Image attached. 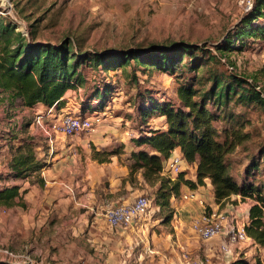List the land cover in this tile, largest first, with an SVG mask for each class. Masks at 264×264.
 <instances>
[{
  "label": "trees",
  "instance_id": "1",
  "mask_svg": "<svg viewBox=\"0 0 264 264\" xmlns=\"http://www.w3.org/2000/svg\"><path fill=\"white\" fill-rule=\"evenodd\" d=\"M17 24L0 16V104L19 102L32 108H63L73 94H83L81 112H103L117 92L109 72L126 73L125 68L147 73H162L177 80L174 100L152 89L135 85L134 120L139 133L129 140L133 149L128 159L129 174L138 173L156 187L153 194L156 218L170 222L171 200L180 197L183 186L197 189L208 182L214 202L220 206L233 196L251 199L246 234L258 246H264V182L255 181L254 172L264 165V145L245 169L238 184L230 174L227 157L237 148L246 149L250 134L245 131L243 115L256 108L264 113V82L237 73L227 55L242 49L248 41L264 40V0H253L222 41L209 47L178 41L146 47L131 46L105 50H83L74 41L63 38L56 43L38 41L16 30ZM230 64V65H229ZM102 73V76L97 74ZM94 74L91 81L88 75ZM133 83L136 78L129 74ZM89 81V82H87ZM87 84V87L85 86ZM85 87V88H84ZM235 109H240L235 112ZM163 117L164 128L150 126L148 120ZM127 119H132L133 117ZM34 138L23 137L19 145L8 148L6 173L0 181H27L44 184L39 173L44 158H37ZM124 145L110 150L92 147V160L108 163L123 153ZM178 150L184 162L195 168L194 180L181 172L173 180L162 174L164 163ZM262 161V163H261ZM18 185L0 187V208L24 207ZM0 264H8L0 262ZM229 264H251L239 257Z\"/></svg>",
  "mask_w": 264,
  "mask_h": 264
},
{
  "label": "rangeland",
  "instance_id": "2",
  "mask_svg": "<svg viewBox=\"0 0 264 264\" xmlns=\"http://www.w3.org/2000/svg\"><path fill=\"white\" fill-rule=\"evenodd\" d=\"M252 3L253 0H250L251 6ZM248 9L250 8H247L246 0H4L3 4L0 3V16L11 19L17 24V31L38 41L56 43L63 38H68L74 41L77 46L80 45L83 50H105L171 44L178 41L206 44L211 47L222 41L226 31L232 29L240 16ZM227 57L235 72L249 79L256 76L260 83L264 82V40L248 41L242 49L231 52ZM125 72V74L120 71L108 73L107 76L116 86L117 92L106 109L105 120L80 138L93 136L100 139L107 135L112 138L122 137L126 126L124 121L120 122L119 119H115L119 116L133 117V121L129 125L130 132L124 135L129 139L137 136L139 130L134 120L135 111L133 108L135 85L137 84L141 88L152 89L157 93L156 97L163 95L167 99L174 100L177 86L174 76L147 73L139 69L134 70L131 67H126ZM130 73L134 74L135 83H133ZM97 75L102 76L103 74ZM93 76L94 74L88 75L89 81ZM85 86L87 87V84ZM79 93L80 95L73 94L68 102L69 106L81 110L79 99L83 94L82 88ZM65 107L66 105L63 109ZM239 111L240 109H235V112ZM48 113L30 112L23 121V126H32L35 147L39 145L38 141L43 137L40 129L36 127V119L44 118ZM50 114L54 118L62 115L63 111L55 109ZM82 114L90 115L86 112ZM153 119L155 118L149 119L148 124L151 127L159 125V122ZM243 119L246 126L245 131L251 136L245 144L246 149L237 148L227 157L230 174L238 184L244 179L248 182L254 180L252 177H245V169L250 165L251 160L255 159L258 148L264 145V113L254 108L243 115ZM48 135L54 136L51 133ZM130 146L132 147V145ZM92 147L94 146H90V150ZM184 172L190 177L192 167L185 165ZM253 176H255L256 182L259 180L264 182L263 164L254 172ZM204 198L205 209H207L205 212H207L209 204L213 201L208 200L206 196ZM246 199L252 201L249 198ZM238 201L242 204L243 199L240 196H234L220 206L219 210L223 211L227 206H235ZM7 210L0 209V262L2 263L139 264L141 262L143 264L146 261V256L152 255L149 252L144 255L139 251V247L134 254H129L127 252L131 244L129 242H124L119 247H116L115 244L111 246L109 243H102L101 247L92 246V242L87 240L88 227L70 223L68 217L58 219L57 215H53V212L48 209H44V212L48 213L47 221L43 224L40 223L37 227L32 225L37 221L36 217L21 223L13 211ZM201 210L203 211V208ZM11 217L14 220L11 224L13 236L3 230V223H8ZM149 217L147 216V218ZM102 219L99 231L117 236L114 231L116 229L110 231L104 223V218ZM159 224H155L153 229H156ZM103 225L106 227L104 228ZM135 225L139 226V224ZM156 230L163 233L169 232V228ZM194 243L196 247L204 248L205 242L195 240ZM237 246H239L238 249ZM237 246L231 247L234 253L248 251L251 248L248 243ZM209 247L211 250L215 248ZM4 250L22 257L9 258L3 252ZM177 254L180 255L181 251H178ZM218 254L225 256L219 251ZM239 257L243 256L239 255L234 260ZM250 257L252 264H262L263 258L256 257L254 254ZM202 259L204 264H209V260L206 261L205 257Z\"/></svg>",
  "mask_w": 264,
  "mask_h": 264
},
{
  "label": "crops",
  "instance_id": "3",
  "mask_svg": "<svg viewBox=\"0 0 264 264\" xmlns=\"http://www.w3.org/2000/svg\"><path fill=\"white\" fill-rule=\"evenodd\" d=\"M116 99L119 101L118 98ZM67 100L71 99L68 98ZM69 104L67 101L66 107L59 110L55 107L47 109L40 104L27 108L17 101L12 104L4 102L0 105V138H2L0 157L3 159L2 161L0 159V175L7 171L8 148L11 145H19L23 137L33 134L31 125L23 126L26 115L30 112L53 113L55 109L63 111V113L74 112ZM115 119H119L120 122L132 123V119L129 120L122 116ZM153 120L158 121L161 128H164L163 117ZM124 134L126 135L125 132ZM124 134L120 138H112V136L107 135L100 137V139L93 136L67 139L59 135L47 136V133L42 132L43 137L38 141L39 145L35 147V151L37 158H44L45 166L39 173L44 184L39 186L36 184L29 185L27 181H0V187L18 185L21 187V191L26 190V193L22 195L24 207L15 206L6 210L13 211L21 223L36 217L37 221L33 222L32 225L37 227L40 223L43 224L47 221L48 213H45L44 209H48L53 212V215H57L58 219L68 217L70 223L88 227L87 240L92 242V246L101 247L102 243H109L111 246L115 244L116 247H119L124 242H129L131 243L130 249L127 250L129 254H134L138 247L144 255L148 252L151 253V256H146V261L143 264H185L184 255L201 259L205 257L206 261L209 260V264H229L234 261L236 256L240 255L252 264V260L249 259L252 254L263 258L262 264H264V246L248 244L251 245V248L248 251H237L234 254L235 257L218 254L216 246L220 243L219 239L208 243L203 242V249L196 247L194 242L199 239L193 234L191 224L200 218L203 211L195 202L181 199V195L188 191L185 186L181 188L180 197L171 200L172 220L163 222L162 217L156 218L155 214L158 213V208L154 207L153 204V194L156 187L149 186L144 181L141 171L132 175L129 174L131 161L128 156L132 150L137 149L130 146V139ZM121 144L125 146L123 153L111 157L108 163L99 164L92 160L90 146H94L96 150H110ZM174 153H179V151L176 150ZM194 171L193 166L192 175L190 177L186 175V177L194 180ZM195 190L201 197L206 196L208 200L214 201L213 192L208 182ZM138 196H146L151 200L152 211L149 218L138 223V227L135 225L130 227L131 229L114 230L117 236L99 231L104 213L108 209L130 202ZM250 204L248 199H243L242 204L240 201L235 204V206L240 207L242 211L240 214L244 218L248 216ZM217 205L212 202V206L218 207ZM13 221L11 217L8 223H3L4 232L12 236L14 235L11 225ZM157 223L160 224L156 226V229L169 228V232L163 233L153 229ZM103 227L106 226L103 225ZM209 246L215 248L211 250ZM178 251H181L180 255L177 254ZM215 254L218 255L213 257ZM140 256L142 257L143 254L141 253Z\"/></svg>",
  "mask_w": 264,
  "mask_h": 264
},
{
  "label": "built area",
  "instance_id": "4",
  "mask_svg": "<svg viewBox=\"0 0 264 264\" xmlns=\"http://www.w3.org/2000/svg\"><path fill=\"white\" fill-rule=\"evenodd\" d=\"M4 0H0L3 4ZM247 8H250V0H246ZM1 11V10H0ZM1 13V12H0ZM74 112H65L58 117H54L50 112L44 117L36 119V127L43 133H51L54 136L59 135L65 138H80L82 135L91 132L96 126L104 122L107 110L103 112H93L90 115L72 107ZM107 109V108H106ZM50 117V118H49ZM131 123H125V133L130 132ZM185 162L179 153H174L164 163L162 174L173 180L178 174L184 172ZM184 201L195 202L203 212L196 221L191 224L193 234L202 242L208 243L212 240L219 239L217 250L227 255L236 254L231 247L248 243L257 245L253 239L247 236L246 226L248 225V216L241 217L242 211L238 206H229L228 210L221 211L218 207L209 204L208 211L205 212L206 201L194 189L181 195ZM213 203H215L213 201ZM226 208V209H227ZM152 211V202L146 196H138L134 200L111 207L104 213V223L109 229H127L135 224L142 223ZM239 246H237V249ZM5 255L15 259L22 256L13 254L4 250ZM235 257V256H234ZM237 257V256H236ZM185 264H204L200 258H192L184 255Z\"/></svg>",
  "mask_w": 264,
  "mask_h": 264
}]
</instances>
